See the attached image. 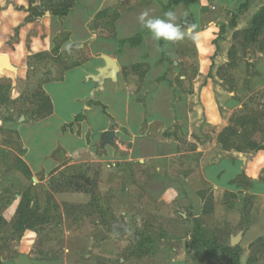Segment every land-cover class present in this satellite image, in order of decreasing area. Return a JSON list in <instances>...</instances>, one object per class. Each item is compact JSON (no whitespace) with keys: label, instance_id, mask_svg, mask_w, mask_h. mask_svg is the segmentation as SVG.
<instances>
[{"label":"crops","instance_id":"1","mask_svg":"<svg viewBox=\"0 0 264 264\" xmlns=\"http://www.w3.org/2000/svg\"><path fill=\"white\" fill-rule=\"evenodd\" d=\"M49 1L0 0V53L10 68L27 77L35 59L50 61L40 74L52 111L0 124L19 133L23 161L47 178L40 183L88 153L123 178L141 165L151 176L146 191L159 199L187 202L207 190L264 197V149L229 151L219 141L241 103L217 76L233 46L218 39L241 30L245 1L75 0L65 17L42 11ZM31 6L43 15L26 22ZM103 55L117 61L116 81L93 78ZM112 123L116 144L105 146Z\"/></svg>","mask_w":264,"mask_h":264},{"label":"rangeland","instance_id":"2","mask_svg":"<svg viewBox=\"0 0 264 264\" xmlns=\"http://www.w3.org/2000/svg\"><path fill=\"white\" fill-rule=\"evenodd\" d=\"M243 2L241 31L264 6V0ZM70 3L50 0L42 11ZM231 35L218 39L219 45L229 40L235 55L217 76L241 106L219 138L229 151L254 153L264 149V34L248 44ZM49 64L35 59L26 77L0 53V124L47 114L41 88L47 76L40 72ZM23 155L19 133L0 127V264H264L263 196L207 190L187 202L170 193L159 199L146 191L151 176L141 165L123 178L88 153L40 183L46 176L34 174ZM115 221L125 222L128 233ZM227 247L236 249L227 254Z\"/></svg>","mask_w":264,"mask_h":264},{"label":"trees","instance_id":"3","mask_svg":"<svg viewBox=\"0 0 264 264\" xmlns=\"http://www.w3.org/2000/svg\"><path fill=\"white\" fill-rule=\"evenodd\" d=\"M35 0H32V2H34ZM75 0H71L70 4L67 5H59L60 7H62L61 9L53 12V14H55L56 16H60V17H65L69 14L72 6H73V2ZM251 1V0H248ZM255 1H259V0H255ZM198 0H174L172 1V4H185V5H192L197 3ZM54 5L51 4L50 7H53ZM39 7H33L31 6L30 8V12L31 15L27 18L26 22H34L35 19L37 18V16H41L43 15V13L40 11ZM262 34H264V6L260 8V10L253 16L252 21H251V25L250 28L245 29V30H239L237 32L234 33L233 38L234 40H239V39H243L245 44H248L250 42L253 41H257L258 37L261 36ZM141 41V35H138L137 37L131 39L130 43L133 45H137L139 44ZM235 55V48L234 46L231 47V49L229 50L228 56H229V61L233 60V57ZM45 106L47 107V112L49 113L52 111V102L49 99V97H47L45 95ZM229 129V128H228ZM228 131V130H227ZM220 143L223 145V147L225 148V142L222 141V138L220 136L219 138ZM226 149V148H225ZM236 248L233 247H227V249H225V252L228 253H233L234 250Z\"/></svg>","mask_w":264,"mask_h":264},{"label":"water","instance_id":"4","mask_svg":"<svg viewBox=\"0 0 264 264\" xmlns=\"http://www.w3.org/2000/svg\"><path fill=\"white\" fill-rule=\"evenodd\" d=\"M103 60L106 62V67L99 70V76L93 77L97 82L102 83L103 79H112L117 80V75L119 73V66L117 61L107 55L102 56ZM115 124L112 123L111 128L103 135L104 145L105 146H115L116 144V134L113 130ZM114 226L121 229L123 235L128 233V226L125 222L115 221ZM236 243V240H235Z\"/></svg>","mask_w":264,"mask_h":264}]
</instances>
